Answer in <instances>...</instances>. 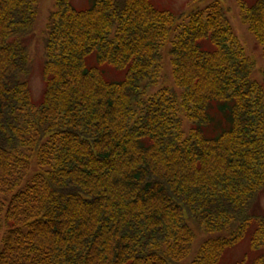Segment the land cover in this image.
Wrapping results in <instances>:
<instances>
[{"label":"trees","instance_id":"1","mask_svg":"<svg viewBox=\"0 0 264 264\" xmlns=\"http://www.w3.org/2000/svg\"><path fill=\"white\" fill-rule=\"evenodd\" d=\"M37 2L0 0V264H220L249 234L256 250L264 68L260 84L222 6L54 0L34 102ZM240 8L264 53V0ZM164 59L173 88L154 91Z\"/></svg>","mask_w":264,"mask_h":264},{"label":"rangeland","instance_id":"2","mask_svg":"<svg viewBox=\"0 0 264 264\" xmlns=\"http://www.w3.org/2000/svg\"><path fill=\"white\" fill-rule=\"evenodd\" d=\"M254 1L255 0H201L198 2H192V0H151V3L160 10H169L175 16H183L185 13H189L194 9L204 10L211 3L218 2L225 11L229 27L234 33L236 39H238L242 45L246 56L253 60L255 64L252 73V79L262 84L261 71L264 68L263 49L257 45L253 36L249 33L247 26L243 24L241 18L242 11L240 8L241 3L244 2L246 4H250ZM90 2L91 0H72V5L76 9H86L89 7ZM36 11V21L30 43L31 48L29 64L31 66V75L28 80L34 102H38L40 100L43 91L41 69L44 61V39L47 35L46 26L49 16L55 11L54 0H38ZM180 24H188L187 18L184 17ZM164 65V74L162 78H160V81H158L157 87L153 88L154 91L156 88H158V90H161L165 87L173 88L167 59H164ZM105 75L110 80H119L122 77L120 74L113 73L110 70H105ZM188 125L190 126V124H187V121L184 120V126L188 127ZM254 201L255 199L253 200L252 204H254ZM254 213L258 218H261L262 224H254L251 228V235H253L257 228H262V230L264 229V189L261 191L255 201ZM230 234H232V232L228 229L219 233L216 232L215 234H204L201 232L197 233V239L193 244L192 254L195 253L199 244H201L204 240L216 237L228 239ZM249 238L250 234L239 245L227 250L222 257L220 264H233L240 262L244 259V257H246L248 263H250L252 260H254V258L264 256V236L262 235L261 241L260 238L258 239L257 243L259 242V245L256 250H252L250 248ZM191 258L192 256L181 264H189L192 260Z\"/></svg>","mask_w":264,"mask_h":264}]
</instances>
